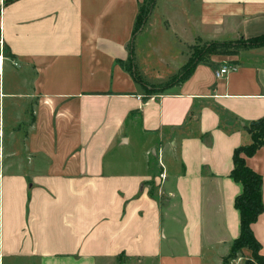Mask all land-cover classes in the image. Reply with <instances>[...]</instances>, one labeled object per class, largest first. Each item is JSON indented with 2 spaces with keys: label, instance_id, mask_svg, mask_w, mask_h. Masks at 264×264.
Returning <instances> with one entry per match:
<instances>
[{
  "label": "crops",
  "instance_id": "0c3cea01",
  "mask_svg": "<svg viewBox=\"0 0 264 264\" xmlns=\"http://www.w3.org/2000/svg\"><path fill=\"white\" fill-rule=\"evenodd\" d=\"M142 1L0 0V132L5 107L30 114L0 137V264H221L239 236L232 155L264 118V46L149 95L130 70L157 86L196 38L263 36L264 0H156L133 35ZM246 164L264 206V147ZM252 230L264 259V211Z\"/></svg>",
  "mask_w": 264,
  "mask_h": 264
},
{
  "label": "trees",
  "instance_id": "16d2710c",
  "mask_svg": "<svg viewBox=\"0 0 264 264\" xmlns=\"http://www.w3.org/2000/svg\"><path fill=\"white\" fill-rule=\"evenodd\" d=\"M155 2L156 0H149L146 8L140 4L133 35L143 28ZM244 44L246 47L264 46V35L248 39ZM215 47L218 48L221 46ZM222 47L225 49L227 46L222 44ZM227 51L225 49L224 52L218 54H228L229 56L235 54H229ZM199 64L209 65V60L202 58V56L198 59H194L191 56L189 61L181 69L178 77L174 78L171 83L163 85L161 89L153 88L148 90L147 94H154L166 87L183 83L190 77L195 67ZM130 71L134 80L143 87V83L136 76L132 68ZM245 130L250 135L251 141L249 144L242 145L234 150L232 155L233 167L230 172V177L242 185L241 193L234 199V207L239 213L240 232L239 236L231 243L229 253L222 258L223 264H228L229 261L235 259L237 257L236 255L242 253L244 250L250 253L249 261L245 264H264L261 245L255 238L252 230L253 224L264 211L261 192L262 177L246 164V158L252 157L260 148L264 147V118L250 122L245 126Z\"/></svg>",
  "mask_w": 264,
  "mask_h": 264
},
{
  "label": "rangeland",
  "instance_id": "374dc122",
  "mask_svg": "<svg viewBox=\"0 0 264 264\" xmlns=\"http://www.w3.org/2000/svg\"><path fill=\"white\" fill-rule=\"evenodd\" d=\"M148 2H149V0H143L141 5H143L146 8ZM159 11H161V10H159ZM158 16H159V12L157 11L156 15L153 18L158 19ZM146 30H147V31H145L146 35L152 36V37L165 38V41L168 42L166 45H169L170 47L173 45H176V43L173 42L174 36L170 32H166V31L164 32L163 30H161V28H158V27H152L151 29L148 27ZM245 41L246 40L240 39V38L232 39V40L229 39L227 41H216V40L207 41V40H203L201 38H199V39L196 38V39H194V41L192 42V44L188 48L189 49L188 50L189 58L191 56H193L194 59L195 58L198 59L202 56V58H206L207 60H210V58L212 56H229L228 54L226 55V54H218V53L224 52L225 49L228 50L227 52L229 54L238 53L239 50L247 48L246 45L244 44ZM216 44H219V45H216ZM222 44H225V46H227V47H225V49H224L222 47ZM215 46H221V47L216 48ZM176 51L174 48L171 52L174 53L173 55H175ZM0 52H2L4 57L7 58L8 54L6 53L5 48L1 45H0ZM188 61H189V59H188ZM180 72H181V70L177 74H175L174 76H169V78L166 81H164L162 84H159L157 86L150 85V84L146 83L145 81L141 80V82L143 83V90L147 93V91L150 89L158 88L162 85L169 84L173 81L174 78L178 77ZM148 86H150V88H148ZM22 112H23L22 121L21 122L16 121V122L11 123L10 122V112H8L7 108L5 107L4 115H3V120L5 121V123H4V126H1V129H3V133H2V131L0 132V137L3 134L5 146H10V140H11L10 138H11L12 132L16 133L17 131L23 132V131L27 130V120L26 119L30 117V114H27L23 110H22ZM3 139L2 138L0 139L1 146H2V140ZM156 151H158V150L156 149ZM129 156H131L132 158L138 159V158H140V152L138 149H133L131 154H129ZM148 158H149L150 163L155 161L153 154H151V153H148ZM236 256L237 257L235 259L229 261L228 264H245L246 262L249 261L250 253H249V251L244 250L242 253H240ZM221 264H223V263L221 262Z\"/></svg>",
  "mask_w": 264,
  "mask_h": 264
},
{
  "label": "built area",
  "instance_id": "2783aa9c",
  "mask_svg": "<svg viewBox=\"0 0 264 264\" xmlns=\"http://www.w3.org/2000/svg\"><path fill=\"white\" fill-rule=\"evenodd\" d=\"M0 44H1V40H0ZM234 67H232L229 64H225V66L221 67L219 70L215 71V77L216 78H220L223 77L225 74H227L229 71L233 70Z\"/></svg>",
  "mask_w": 264,
  "mask_h": 264
},
{
  "label": "bare ground",
  "instance_id": "6f19581e",
  "mask_svg": "<svg viewBox=\"0 0 264 264\" xmlns=\"http://www.w3.org/2000/svg\"><path fill=\"white\" fill-rule=\"evenodd\" d=\"M2 57L0 56V73H1V71H2Z\"/></svg>",
  "mask_w": 264,
  "mask_h": 264
}]
</instances>
